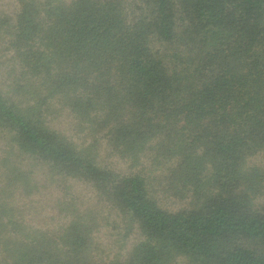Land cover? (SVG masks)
<instances>
[{
	"label": "trees",
	"instance_id": "1",
	"mask_svg": "<svg viewBox=\"0 0 264 264\" xmlns=\"http://www.w3.org/2000/svg\"><path fill=\"white\" fill-rule=\"evenodd\" d=\"M15 1L0 264H264V0Z\"/></svg>",
	"mask_w": 264,
	"mask_h": 264
},
{
	"label": "rangeland",
	"instance_id": "2",
	"mask_svg": "<svg viewBox=\"0 0 264 264\" xmlns=\"http://www.w3.org/2000/svg\"><path fill=\"white\" fill-rule=\"evenodd\" d=\"M15 6H16V1H15V0H0V13H3V14H10V13H13V11L15 10ZM62 121H64L63 123L65 124V127L69 126V125L67 124V118H66V117H65L64 119H62ZM65 121H66V123H65ZM62 125H63V124L61 123V126H62ZM106 159L108 160V161H106V162H108V163H109V159L112 160V162L110 163L111 166L113 165V166L118 167V166L120 165V163H119L118 161H114V159H113V158H110L109 155L106 157ZM124 166H125V165H124ZM118 168L123 169L124 167H123V165H121V166L118 167ZM76 187H77V184H76ZM78 189H80V190H77L78 193H80V194H82V193L86 194V190H85L84 187L79 186ZM50 220H51V219H48V221H50ZM101 234H104V233H101ZM104 238L107 240V237H106L105 234H104ZM102 240H103V239H102ZM103 242H105V241L103 240ZM117 243H118V242H113L115 249L119 246ZM104 244L106 245V243H104ZM121 246H122V245H121ZM107 247H108V246H107ZM107 247L104 246V247L102 248V250H101V251L103 252L102 257L105 256V254H106V250L108 249ZM120 248H121V247H120ZM120 248L118 247V250H119ZM112 251H113V249H112ZM115 252L118 253L117 250H116Z\"/></svg>",
	"mask_w": 264,
	"mask_h": 264
}]
</instances>
